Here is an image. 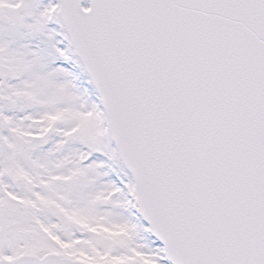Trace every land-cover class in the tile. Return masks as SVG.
<instances>
[{
	"label": "snow or ice",
	"instance_id": "snow-or-ice-1",
	"mask_svg": "<svg viewBox=\"0 0 264 264\" xmlns=\"http://www.w3.org/2000/svg\"><path fill=\"white\" fill-rule=\"evenodd\" d=\"M0 264H264V0H0Z\"/></svg>",
	"mask_w": 264,
	"mask_h": 264
}]
</instances>
